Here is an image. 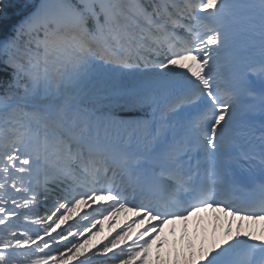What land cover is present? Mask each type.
Returning <instances> with one entry per match:
<instances>
[{"label": "snow or ice", "instance_id": "obj_1", "mask_svg": "<svg viewBox=\"0 0 264 264\" xmlns=\"http://www.w3.org/2000/svg\"><path fill=\"white\" fill-rule=\"evenodd\" d=\"M258 221L264 0H0V264H264Z\"/></svg>", "mask_w": 264, "mask_h": 264}, {"label": "rangeland", "instance_id": "obj_2", "mask_svg": "<svg viewBox=\"0 0 264 264\" xmlns=\"http://www.w3.org/2000/svg\"><path fill=\"white\" fill-rule=\"evenodd\" d=\"M128 215H131V214L129 213ZM201 215H202V218H203L204 220L208 221V224L210 225V222L212 221V218L210 217V212L202 213ZM120 219H121V222H123V221L125 220V217H124V216H121ZM249 224H250V222L245 221V227H248ZM214 226H215V225L213 224V226H211V227H205V228L207 229V234H208L209 241H211V237H212V228H213ZM226 226H227V224H226L224 221L220 220V221L218 222L217 229H218V227H221V229L218 230L219 232L217 231V232H218V236H219L220 234H222V231H223V229H224ZM251 226H252L253 228L257 229V230L260 229V227H257V223H254V224H252ZM170 227H171V226H170ZM176 227H177V229L179 230V227H180V226L177 225ZM215 227H216V226H215ZM235 227H236V225L234 224V225H233V228L235 229ZM105 228L107 229V222H106V224H105ZM166 233H167V229H166ZM169 239H172V237H171L170 235H169Z\"/></svg>", "mask_w": 264, "mask_h": 264}, {"label": "bare ground", "instance_id": "obj_3", "mask_svg": "<svg viewBox=\"0 0 264 264\" xmlns=\"http://www.w3.org/2000/svg\"><path fill=\"white\" fill-rule=\"evenodd\" d=\"M210 217L212 218V221L210 222V225L208 224V221L203 219L204 227H211V226H213V224L217 227L218 222L215 221L214 216H213V214L211 212H210ZM221 220L226 223V221L224 220L223 217H221ZM255 223H257V227H260V228L264 227V221H258V222H255ZM220 229H221V227H218V230H220ZM218 232H217V235H218Z\"/></svg>", "mask_w": 264, "mask_h": 264}]
</instances>
